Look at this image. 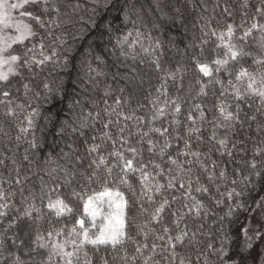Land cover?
I'll return each instance as SVG.
<instances>
[{"label":"snow or ice","instance_id":"obj_1","mask_svg":"<svg viewBox=\"0 0 264 264\" xmlns=\"http://www.w3.org/2000/svg\"><path fill=\"white\" fill-rule=\"evenodd\" d=\"M240 7L248 9L249 0H242ZM196 8L207 12V0H152L155 19L150 21L151 28L159 30L160 22H166L187 30ZM216 8L232 16L230 0L223 4L216 0L212 11ZM19 9H27L20 14L30 22L14 21L12 13ZM114 11L117 16H111ZM73 14L81 28L72 38H83L87 29L95 30L98 39L107 36L111 54L120 60L112 79L125 83L116 89L120 95L105 87L103 107L87 95L89 87L98 86L96 78L106 76L99 67L106 60L96 54L94 41L85 53L90 58L84 61L81 78L84 103L74 99L69 105L72 119L58 121L43 114L40 102L48 103L62 93L54 91L47 78L38 81L37 76L46 67L68 66L70 55L65 53H70V46L64 47L68 36L63 30L56 34V29H63L68 23L65 18ZM245 17L240 25L225 22L222 30L213 28L214 17L206 18L203 13L198 17L203 23H193L200 35H194L188 45L196 79L187 94L197 102L185 109L181 93L188 69L181 63L166 64L164 43L151 30H140L149 21L144 19L139 0H0V264H195L201 258L208 264L209 255L216 257V264H256L264 252V195L251 197V207L247 201L226 205L224 215L218 217V245L198 240L199 229L192 231L185 223L188 217L203 220L214 215L212 208L224 203L212 195L213 189L227 200L245 191L264 193V147L257 146L253 158L244 161V190H238V181L231 179L234 186L221 192L218 181L229 179L228 162L212 158L216 152L235 160L233 136L242 134L246 124L251 128L259 119L256 131L264 132V36L259 51L245 46L254 30L264 33L258 19L264 18V0L255 5L254 14L245 12ZM118 19L132 25L123 35H117L121 30L114 27ZM12 28L15 35L5 31ZM237 30L242 35L237 36ZM213 43L215 47L210 46ZM248 61L251 65L246 67ZM120 67L128 71L121 75ZM142 71L151 74L149 79L154 76L156 83L146 90V104L137 100L135 108L126 109L142 89L144 80L137 81ZM222 72L226 79L221 78ZM210 95L211 119L205 103ZM252 98H258L261 107L250 114L244 106L252 108ZM145 108L146 114H137ZM205 122L212 126L207 141L202 131ZM179 142L182 147L176 146ZM33 177L39 181V197ZM61 189H66V197L57 194L53 198ZM37 199L47 213L37 206ZM75 201L82 205L78 213ZM177 202L180 206L173 208ZM236 209L261 216L260 227H243L235 233L224 229V221ZM33 213L40 214V219L54 217L55 223L50 221L44 232L36 229L26 245L16 229ZM72 217L74 223H62ZM198 244L203 250L195 248L193 256L188 250ZM24 247L29 248L28 259L22 254Z\"/></svg>","mask_w":264,"mask_h":264},{"label":"trees","instance_id":"obj_2","mask_svg":"<svg viewBox=\"0 0 264 264\" xmlns=\"http://www.w3.org/2000/svg\"><path fill=\"white\" fill-rule=\"evenodd\" d=\"M73 0H64V3H72ZM141 4H143L144 8V19L145 21H149L148 27L144 28L141 26V31H149L151 30L153 37H159L160 40L164 43L165 46V57L164 61L166 64L175 67L177 63L184 64L188 71L184 78V84L186 86L185 91L181 93V95L184 96V99L186 101L184 108L187 109L191 106L192 103H195L197 101L193 100L190 95L187 94L188 92V86L195 84L196 79V70L193 67L191 61L189 60V56L191 55L192 49L188 48V45L193 43V36L195 35L197 38L200 35L199 28H193V23L195 24H201L203 21H200L198 19L199 15L203 13V15L206 18L214 17L212 19L211 26L213 28H217L222 30L225 22L231 23L234 25H240L243 23V21L246 19L245 12L248 13L249 16L255 13V5L260 4V0H249L250 7L248 9H242L240 7L242 0H230V7L232 9V16L227 17L225 16L220 8H216L215 12L212 11V8L214 4L216 3V0H207V7L208 11L204 12L202 8H196L195 10H192L189 22H188V28L187 30L184 29L183 26L179 25H173L166 22H160V28L159 30H155L151 28L150 21L155 19L154 14L152 12V0H139ZM220 3L223 4L224 0H220ZM27 9H23V11H26ZM63 11V9H62ZM83 15V13H81ZM117 12H112L111 16H117ZM111 16L108 17V19H111ZM24 19L26 22H30L27 17L24 16ZM65 19H68V23L63 26V29H56V34H59L62 30L64 31L65 35L68 36V44H66L64 47L69 48L70 46V53H65L66 55H70L69 63L66 68H61L59 65H54L50 67H46L42 73H40L37 76V80H41L44 78H47V80L51 83L52 88L54 91L60 90L62 93L61 95H58L56 99L51 100L48 103H44L41 100V107L44 115H53L58 121H62L65 119L71 120L73 117V112L70 110L69 105L72 104L74 99H80L82 103H84L83 97L84 93L81 91V78L84 77L85 72V64L84 61L87 58L85 53L87 52L89 45L93 44L95 41L98 45L96 47V54L104 56L106 60V64L99 66L105 71L106 76L103 77H97L98 86L96 88L89 87L87 95L91 97L92 99H95L100 102L101 107H103V100L105 99L103 93L106 86H110L114 92L115 95H120L118 92H116V89L119 87L124 86L125 81L124 80H113L112 76L117 72V69L120 65V60L116 58V56H113L111 54L110 49L112 48V45L108 42L107 36H105L103 39H98L97 34L95 33V30L87 29L85 30V35L81 39H73L72 37L74 35H79L78 29L81 28V24L78 22V18L75 14H73L70 18L66 17ZM85 19L87 17L85 16ZM260 20V23L264 24V18H258ZM251 19H248V24H251ZM114 27L116 29H120L121 31L117 33V35H123L126 33L132 25H123L121 21L118 19L114 22ZM247 27V25H245ZM237 36L242 35V32L237 30L236 33ZM261 36H264V33H261L259 30H254L252 37H249L246 42V47L252 49L253 51H259V43L261 40ZM213 41H215V38H213ZM171 45V46H170ZM211 47H215V43L210 45ZM14 50L19 51L20 46L15 45ZM187 51V54L185 52ZM223 52L221 51V55ZM122 59V58H121ZM128 64H132V61L129 60L127 62ZM251 61L246 62L245 66H250ZM94 66L96 65V62L94 61ZM139 70H145L144 65H138ZM121 75H123L125 72L128 71L127 68L120 67L119 68ZM251 70V69H250ZM150 73H146L145 71L141 72V75L137 77V81L139 79L144 80V84L142 86V89L138 90L136 99H133L131 104L126 106L127 108H135L137 104V100L147 103L145 96H146V90L150 89V86L152 84L156 83L155 77L151 76V79H149ZM221 78H227L226 73H221ZM219 87V86H216ZM215 89H213L214 91ZM191 91H195V89H191ZM108 103H112V98L109 97ZM212 99V96L210 95L207 98L206 107L210 111H208V117L209 119L212 118V115L214 114V111L212 110V104L209 103ZM249 103L252 105V108H249L247 105L244 106V110L246 112H249L251 114L252 111L255 110V108L261 107L260 101L258 98H252L249 100ZM85 107H90V105L86 104ZM79 109H77V112ZM147 108L145 109H139L137 114L143 115L146 114ZM259 116V114H258ZM183 119V117H181ZM259 122V119L257 122L251 123V128L246 124L244 127V130L242 134H237L233 136V140L237 144V148L233 150L235 160L231 157H220L219 153L213 152L212 158L216 159L218 161H224L227 160V170H228V177L229 179L227 181L218 183L221 184L220 191L224 192L226 190H230L234 185L230 183L231 179H236L238 181V185L236 187L238 190H244V182H243V175H246L247 172L245 171L247 165L244 163V161L251 160L254 155V149L257 146L264 147V132H257V123ZM43 123V121H42ZM211 125L207 122L203 125V135L205 137V140L207 141V138L210 136L211 132ZM7 130V128L5 129ZM50 131V129H49ZM181 132H183V128L180 129ZM223 131V130H221ZM14 134V133H13ZM3 134L0 133V136ZM6 139V138H5ZM242 142V143H241ZM12 146V145H10ZM27 145H21L20 149L18 150L20 153L23 152V148ZM62 146V145H61ZM177 147H182V142H179ZM207 147H211V144H208ZM67 150V149H65ZM201 150H206L204 146H201ZM56 152H59V147L55 148ZM83 151V149H81ZM45 153L42 152L41 156H43ZM49 178L45 177V180L47 181ZM33 184L36 186V194L37 197H39V181L36 177L32 178ZM83 181H81L82 183ZM207 182V181H205ZM96 185H92V187H95ZM29 187H32V185H29ZM63 195L66 197V189H61L58 193L53 194V198H55V195ZM208 195V194H206ZM212 195H214L216 198L222 199L224 203L220 206H216L212 208L213 214H210L209 217L206 219L201 220L200 218H193L188 217L185 221V223L188 224L189 228L192 231H197L199 229V232L197 233L198 240L208 243V242H216L218 245V230L220 225L218 224V217L224 215V212L227 210L226 205L232 204L235 205L237 202H244L247 201V204L249 207L252 206V199L251 197L255 196L259 198L260 195H264V193L252 192L249 193L245 191L244 195L233 199V200H227L224 197H220L218 193L212 192ZM19 199V198H17ZM205 203H209L208 200H205ZM36 204L38 207L42 209V212L47 213V209L44 208L43 204H41L40 200H36ZM180 204L177 202L173 205V208L179 207ZM16 207L22 209V205L17 203ZM73 207L75 211L78 213L82 210V205L79 201H75L73 203ZM210 207L212 205L210 204ZM12 216L17 215V213L12 212ZM40 214L33 213L32 217L26 218V221L24 223H21L19 227L16 229V232L19 236V239H22L25 241V244L27 245L30 241V239L34 236L35 230L40 229L41 232H44L49 229L50 227V221L52 223H55V218L50 217L48 215H45L43 219L38 218ZM255 216V219L253 217ZM169 217L165 218V223L169 222ZM75 217H72L70 219H64L62 221L63 224H70L74 223ZM262 217L256 215L255 212H248L243 209H236L234 214L223 223V228L229 231L230 233H235L238 229H241L243 227H247L249 229L256 227L259 228L260 224L257 223V221H261ZM139 222V220L137 221ZM203 222V228H200L201 223ZM4 226H7V221L4 222ZM59 226V224H57ZM3 229L0 228V231ZM131 232L133 235H135V228L132 227ZM200 232L205 233V235H200ZM11 235V232L9 233ZM138 239H140L138 237ZM19 243V241H17ZM129 252L133 251L132 245H127ZM195 248H201L202 245L198 244L195 247L190 248L188 251L195 256ZM17 250V249H13ZM203 250V249H202ZM29 251L28 247L23 248V255L25 259H28L26 253ZM264 260V252L260 253V256L256 260V264H261V261ZM195 264H203V258H201L200 261H196ZM208 264H216V257L209 255L208 258Z\"/></svg>","mask_w":264,"mask_h":264},{"label":"rangeland","instance_id":"obj_3","mask_svg":"<svg viewBox=\"0 0 264 264\" xmlns=\"http://www.w3.org/2000/svg\"><path fill=\"white\" fill-rule=\"evenodd\" d=\"M13 2H15V0H13ZM21 12H23V9H19V10H17V11H15V12L12 13V16H13L14 21H23V22L27 23L26 20L24 19V16H22V15L20 14ZM5 31H6L9 35H15V34H16L14 28H12V29H7V30H5Z\"/></svg>","mask_w":264,"mask_h":264}]
</instances>
